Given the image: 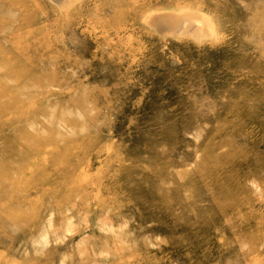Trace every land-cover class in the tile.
<instances>
[{
  "label": "rangeland",
  "instance_id": "obj_1",
  "mask_svg": "<svg viewBox=\"0 0 264 264\" xmlns=\"http://www.w3.org/2000/svg\"><path fill=\"white\" fill-rule=\"evenodd\" d=\"M60 1L0 0V264H264V0Z\"/></svg>",
  "mask_w": 264,
  "mask_h": 264
},
{
  "label": "bare ground",
  "instance_id": "obj_2",
  "mask_svg": "<svg viewBox=\"0 0 264 264\" xmlns=\"http://www.w3.org/2000/svg\"><path fill=\"white\" fill-rule=\"evenodd\" d=\"M59 1H60V0H59ZM56 2H57V1H56ZM60 2H61V1H60ZM58 4H59V3H58ZM59 5H61V4H59ZM59 5H58V6H59ZM194 24H195V23H193V24H192V23H191V24L189 23L187 26L190 25V27L185 26V28H186L188 31H189V30H190V31H192V30L194 31V29H193V28H194ZM185 25H186V24H185ZM195 25H196V24H195ZM176 26H177V25H176ZM197 26H199V25H197ZM185 28H184V29H185ZM168 29H169V28H168ZM187 30H185V31H187ZM197 30H199V29H197ZM193 31H192V32H193ZM199 31H200V30H199Z\"/></svg>",
  "mask_w": 264,
  "mask_h": 264
}]
</instances>
